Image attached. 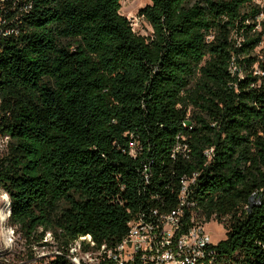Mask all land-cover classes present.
<instances>
[{
  "label": "trees",
  "instance_id": "trees-1",
  "mask_svg": "<svg viewBox=\"0 0 264 264\" xmlns=\"http://www.w3.org/2000/svg\"><path fill=\"white\" fill-rule=\"evenodd\" d=\"M122 1L0 0L11 224L56 251L87 235L115 246L141 214L177 208L188 181L197 218L226 230L218 258L264 264V10L150 0L145 37Z\"/></svg>",
  "mask_w": 264,
  "mask_h": 264
},
{
  "label": "built area",
  "instance_id": "built-area-1",
  "mask_svg": "<svg viewBox=\"0 0 264 264\" xmlns=\"http://www.w3.org/2000/svg\"><path fill=\"white\" fill-rule=\"evenodd\" d=\"M10 143V135L0 133V155L9 152ZM188 184L183 182L177 208L141 214L128 223V233L117 245L98 247L87 235L74 240L66 251L54 254L64 256L73 264H238L218 258L217 243L207 231L209 222L198 219L193 204L186 201ZM2 198L10 212L8 195L3 192ZM185 205L190 214L185 213Z\"/></svg>",
  "mask_w": 264,
  "mask_h": 264
},
{
  "label": "rangeland",
  "instance_id": "rangeland-1",
  "mask_svg": "<svg viewBox=\"0 0 264 264\" xmlns=\"http://www.w3.org/2000/svg\"><path fill=\"white\" fill-rule=\"evenodd\" d=\"M150 3V0H123L121 2V14L131 22L134 31L138 35L145 37H149L153 30L139 16V11ZM255 3L264 10V0H255ZM259 20H264V14L259 17ZM232 40L239 47L243 44L244 37L233 33ZM256 51H259V48ZM240 60L242 61L243 57ZM240 76L243 77V73H240ZM2 195L3 192L0 189V210H4L5 214V211H7V208H5L6 201L2 198ZM207 231L211 234L213 242L217 244L226 239L224 226L216 220L208 223ZM45 242L47 244H44ZM56 250V244L52 242L48 233L42 243L28 242L16 231L9 217L0 222V264H43L44 261L49 260L53 256Z\"/></svg>",
  "mask_w": 264,
  "mask_h": 264
},
{
  "label": "bare ground",
  "instance_id": "bare-ground-1",
  "mask_svg": "<svg viewBox=\"0 0 264 264\" xmlns=\"http://www.w3.org/2000/svg\"><path fill=\"white\" fill-rule=\"evenodd\" d=\"M6 213L4 214V210H0V222L8 219L9 217V210L5 211Z\"/></svg>",
  "mask_w": 264,
  "mask_h": 264
},
{
  "label": "water",
  "instance_id": "water-1",
  "mask_svg": "<svg viewBox=\"0 0 264 264\" xmlns=\"http://www.w3.org/2000/svg\"><path fill=\"white\" fill-rule=\"evenodd\" d=\"M11 213V211L9 212V214Z\"/></svg>",
  "mask_w": 264,
  "mask_h": 264
}]
</instances>
